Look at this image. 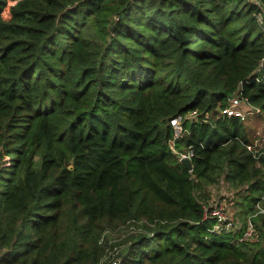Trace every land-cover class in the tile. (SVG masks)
Listing matches in <instances>:
<instances>
[{
  "label": "trees",
  "instance_id": "1",
  "mask_svg": "<svg viewBox=\"0 0 264 264\" xmlns=\"http://www.w3.org/2000/svg\"><path fill=\"white\" fill-rule=\"evenodd\" d=\"M235 91L263 112L264 0H0V264H264V212L239 241L194 193L264 202L251 116L190 123L191 170L169 145Z\"/></svg>",
  "mask_w": 264,
  "mask_h": 264
},
{
  "label": "built area",
  "instance_id": "2",
  "mask_svg": "<svg viewBox=\"0 0 264 264\" xmlns=\"http://www.w3.org/2000/svg\"><path fill=\"white\" fill-rule=\"evenodd\" d=\"M220 115H235L240 117H252L255 113H260L261 109L257 106H254L250 101L246 98L241 97L238 91H235L233 94L229 96V104L223 107H218ZM210 114V116H209ZM219 115V116H220ZM212 116L211 112H206L203 116L200 117V112L197 110H190L184 114H179L171 118L170 123L172 127V137L169 140L170 148L175 152L178 156V159L182 157L191 158L193 160L195 154V145L193 143H189L185 148L179 149L176 144L189 132V124L192 122H197L199 119L203 121L210 120ZM213 118V117H212ZM201 144V143H200ZM248 150L257 151V149L252 145V143H248L246 145ZM193 162V161H192ZM193 166V163H192ZM192 169V168H191ZM189 169V170H191ZM263 199V196L261 197ZM261 199L258 203L255 204V209L257 212H264V207L260 205ZM203 206V218H213L214 223L211 227L212 231L215 232H232L237 234L235 237L237 240H247L253 241L257 238V229L252 219V215L247 217L243 224H240L238 220H234L232 217L228 216L218 203H212Z\"/></svg>",
  "mask_w": 264,
  "mask_h": 264
},
{
  "label": "rangeland",
  "instance_id": "3",
  "mask_svg": "<svg viewBox=\"0 0 264 264\" xmlns=\"http://www.w3.org/2000/svg\"><path fill=\"white\" fill-rule=\"evenodd\" d=\"M216 113L212 114L213 119H217L221 114L216 110ZM210 116V114H209ZM246 130L248 132V137L250 143L258 150L264 147V110L262 113L256 116L250 117L244 122ZM227 170L223 171L216 180L209 183L198 186L194 191L195 196L202 204L218 203L228 216L232 217L234 220H238L240 224H243L247 217L252 215L256 229L257 238L261 236V219L259 218V213L257 209H251L249 207L248 201L244 199V196L248 194L249 183H244L240 185H234L230 179L227 177ZM245 200V202H244ZM260 205L264 207V202L261 201ZM133 228V226H125L123 229ZM114 234L117 236L119 231H115ZM124 235V230H121L120 236ZM124 237V236H123ZM122 237V238H123ZM256 238V239H257ZM255 239V240H256ZM109 255V253H108Z\"/></svg>",
  "mask_w": 264,
  "mask_h": 264
},
{
  "label": "water",
  "instance_id": "4",
  "mask_svg": "<svg viewBox=\"0 0 264 264\" xmlns=\"http://www.w3.org/2000/svg\"><path fill=\"white\" fill-rule=\"evenodd\" d=\"M180 162L187 168V169H191L192 168V159L191 158H187V157H182L180 159ZM68 166L70 168H72V165L67 162Z\"/></svg>",
  "mask_w": 264,
  "mask_h": 264
}]
</instances>
